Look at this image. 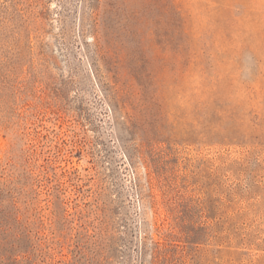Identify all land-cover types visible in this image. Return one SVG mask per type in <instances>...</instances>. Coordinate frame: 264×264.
Masks as SVG:
<instances>
[{
	"label": "rangeland",
	"instance_id": "1",
	"mask_svg": "<svg viewBox=\"0 0 264 264\" xmlns=\"http://www.w3.org/2000/svg\"><path fill=\"white\" fill-rule=\"evenodd\" d=\"M0 264H264V0H0Z\"/></svg>",
	"mask_w": 264,
	"mask_h": 264
}]
</instances>
